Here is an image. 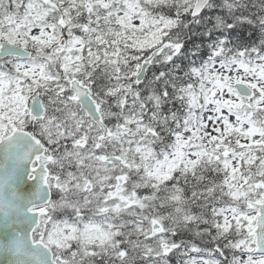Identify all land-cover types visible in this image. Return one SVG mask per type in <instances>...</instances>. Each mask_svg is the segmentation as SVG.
Instances as JSON below:
<instances>
[{"label": "snow or ice", "instance_id": "1", "mask_svg": "<svg viewBox=\"0 0 264 264\" xmlns=\"http://www.w3.org/2000/svg\"><path fill=\"white\" fill-rule=\"evenodd\" d=\"M0 264H264V0H0Z\"/></svg>", "mask_w": 264, "mask_h": 264}]
</instances>
